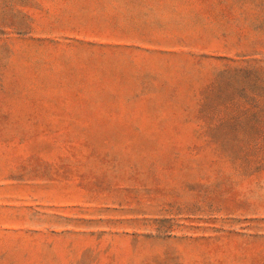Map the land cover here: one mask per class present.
Masks as SVG:
<instances>
[{
	"label": "rangeland",
	"instance_id": "374dc122",
	"mask_svg": "<svg viewBox=\"0 0 264 264\" xmlns=\"http://www.w3.org/2000/svg\"><path fill=\"white\" fill-rule=\"evenodd\" d=\"M0 264H264V0H0Z\"/></svg>",
	"mask_w": 264,
	"mask_h": 264
}]
</instances>
